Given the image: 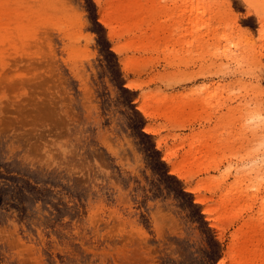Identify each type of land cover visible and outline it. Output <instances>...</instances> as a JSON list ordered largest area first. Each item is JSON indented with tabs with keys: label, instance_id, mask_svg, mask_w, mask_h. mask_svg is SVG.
<instances>
[{
	"label": "rangeland",
	"instance_id": "374dc122",
	"mask_svg": "<svg viewBox=\"0 0 264 264\" xmlns=\"http://www.w3.org/2000/svg\"><path fill=\"white\" fill-rule=\"evenodd\" d=\"M262 21L264 0H0V264L258 255Z\"/></svg>",
	"mask_w": 264,
	"mask_h": 264
},
{
	"label": "bare ground",
	"instance_id": "6f19581e",
	"mask_svg": "<svg viewBox=\"0 0 264 264\" xmlns=\"http://www.w3.org/2000/svg\"><path fill=\"white\" fill-rule=\"evenodd\" d=\"M261 26L264 27V21L261 22ZM253 113H255V115H259V110H254ZM217 163L214 166H216ZM253 261H258V264H264V244L260 246L258 255H256L255 251L247 252V249H245V246L237 247L234 254H232L233 264H250Z\"/></svg>",
	"mask_w": 264,
	"mask_h": 264
}]
</instances>
